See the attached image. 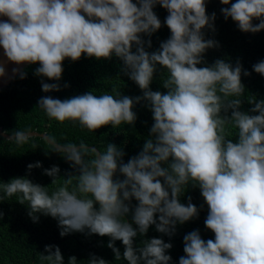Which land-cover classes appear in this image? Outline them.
Listing matches in <instances>:
<instances>
[{"label":"clouds","instance_id":"9594fccd","mask_svg":"<svg viewBox=\"0 0 264 264\" xmlns=\"http://www.w3.org/2000/svg\"><path fill=\"white\" fill-rule=\"evenodd\" d=\"M157 3L168 12L164 23L171 35L149 53L145 46L150 48L151 41L141 34L151 36L161 27L153 12ZM220 3L229 5L230 0ZM221 14L242 32L264 30V0H236ZM0 16L7 17L0 21L4 55L16 64L38 62L37 76L59 81L66 58L115 55L143 92L135 98L119 92H88L64 100L44 96L38 104L49 118L78 121L92 132L106 125H132L137 118L132 109L143 100L154 121L142 150L126 163L125 153L113 143L103 152L83 143L55 146L78 175H68L51 193L27 177L13 178L0 184V200L19 194L17 202L28 206L33 222L37 213L57 219L61 237L86 229L88 235L110 237L107 246L116 260L121 253L113 242L119 240L127 264H169L170 243L152 238L134 247V238L138 233L143 237L150 225L171 236L178 223L196 217L190 197L187 205L180 202L191 184L199 187L208 206L204 223L214 240L205 241L198 230L186 234L179 264H264V100L249 101L256 115L239 110L245 93L239 62L233 66L217 59L197 67L206 50L218 46L201 31L212 28L210 21L216 18L215 13L206 15L205 0H0ZM254 19L259 23L253 25ZM157 65L167 71L164 93L150 89ZM253 71L264 76V61ZM41 87L43 92L60 90L57 83ZM230 129L236 130L235 139ZM14 138L24 142L27 135L17 132ZM34 167H41L40 162L27 166ZM59 171L53 166L44 174L55 181ZM117 171L123 180L114 179ZM132 198L138 202L132 214L136 229L124 219ZM45 252L43 259L64 264L58 246L47 245ZM68 264H77L76 257H69ZM88 264L108 262L92 255Z\"/></svg>","mask_w":264,"mask_h":264},{"label":"trees","instance_id":"16d2710c","mask_svg":"<svg viewBox=\"0 0 264 264\" xmlns=\"http://www.w3.org/2000/svg\"><path fill=\"white\" fill-rule=\"evenodd\" d=\"M235 2L236 0H230L229 5H222L220 0H205L206 15L211 16L215 13L216 18L210 21L212 28L206 26L201 31L206 40H214L218 46L207 49L203 54L204 63L197 67L210 66L217 59H222L233 66L239 62L242 67L241 83L245 88L239 110L256 115L258 113L250 112L254 103L249 101L264 100V76L253 71V65L264 61V30L257 33L242 32L230 17L225 20L221 8L230 7L231 3ZM153 12L159 18L161 27L151 36L141 34L142 40L151 41L150 48L145 46V50L149 53L158 50L160 44L171 35L164 23L168 15L167 10L157 3ZM252 23L258 24L259 20L254 19ZM132 51L135 52V46ZM39 66L38 62L29 64L0 91L1 131L8 135L35 131L46 134L53 143L60 146L83 143L101 152L105 150L107 143H113L125 153L122 158L124 163L142 150L154 123L147 101L142 100L134 105L132 111L136 113L137 118L132 125L121 124L116 128L106 125L93 132L82 127L78 121L59 122L49 118L38 104L40 98L44 96L64 100L88 92H93L97 96L103 93L115 95L117 92L121 96L130 98L142 96V90L122 71L123 63L119 58L113 55L110 59H96L84 54L76 61L66 58L62 62L63 72L59 81L37 76L35 72ZM244 71L249 75L245 76ZM166 76L167 71L157 65L150 89L164 93L166 89L162 87V80ZM42 83H57L60 90L43 92ZM230 130L232 132L230 138L235 139L236 130ZM63 155L64 153L55 151L53 145L40 137H27L26 141L18 142L15 138L7 140L0 136V184L8 183L13 178L27 177L34 184L48 186V191L51 193L64 184V179H67L68 175H78L77 169ZM36 162H40L41 167H34L31 170L27 168L29 164ZM53 166H57L60 170L57 177L60 179L55 181L44 174L45 169ZM114 179L123 180L124 177L117 171ZM75 183L73 180V186ZM2 195L3 192L0 190V196ZM189 197L190 202L198 209L196 217L183 224L178 223L171 236L158 232L155 225H150L143 237L138 233L134 238V247L139 246L141 240L162 239L172 245L166 250V254L171 257L169 264H179V258L185 255L183 237L186 234L198 230L205 241L214 240V233L205 227L208 206L198 186L193 187L189 184L181 195L180 202L187 205ZM18 198L19 194L0 200V213H2L0 264H52L41 256L48 254L45 252L47 245L59 247L64 264H68L69 257L73 256L76 257L77 264H88L92 255L104 259L108 264H127L123 259L124 246L121 241L113 242L114 247L121 253V259L116 260L112 249L107 246L110 237L88 235L87 229L83 233L71 232L61 237V228L56 218L37 213L38 220L33 222L28 215V206L17 202ZM126 203H129L130 211L124 219L136 229L137 226L132 222V214L138 202L132 198Z\"/></svg>","mask_w":264,"mask_h":264},{"label":"water","instance_id":"95a60500","mask_svg":"<svg viewBox=\"0 0 264 264\" xmlns=\"http://www.w3.org/2000/svg\"><path fill=\"white\" fill-rule=\"evenodd\" d=\"M7 20V17L0 16V21ZM29 63H21L16 64L4 55V50L0 47V68H3V75H0V91L5 88L25 67H27ZM27 137H40L47 141L48 144L55 146H60L58 144L53 143L46 134L38 133L35 131L25 132ZM0 136L7 140H12L15 137V134L8 135L0 130ZM63 147V146H60ZM91 149L97 150L96 148L91 147Z\"/></svg>","mask_w":264,"mask_h":264}]
</instances>
